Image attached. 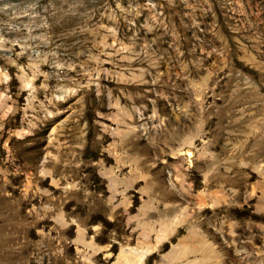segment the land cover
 Returning a JSON list of instances; mask_svg holds the SVG:
<instances>
[{
	"label": "rangeland",
	"instance_id": "obj_1",
	"mask_svg": "<svg viewBox=\"0 0 264 264\" xmlns=\"http://www.w3.org/2000/svg\"><path fill=\"white\" fill-rule=\"evenodd\" d=\"M0 264H264V0H0Z\"/></svg>",
	"mask_w": 264,
	"mask_h": 264
}]
</instances>
